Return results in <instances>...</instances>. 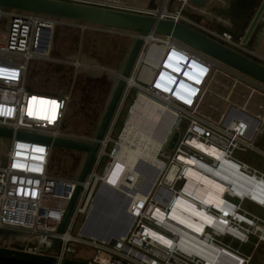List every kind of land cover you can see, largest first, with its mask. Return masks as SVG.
<instances>
[{"label":"built area","instance_id":"1","mask_svg":"<svg viewBox=\"0 0 264 264\" xmlns=\"http://www.w3.org/2000/svg\"><path fill=\"white\" fill-rule=\"evenodd\" d=\"M68 1L170 20L243 55H253L228 29L217 31L203 23L206 18L224 22L221 13L211 10L215 5L225 6L224 0H203V6L195 4L194 0H153V8L143 9L93 0ZM60 20L0 7V22H4L0 28V128L13 133L12 138H0V251L13 257L20 255L46 260L50 264H68L71 263L70 255L76 254L71 245L76 244L95 251L92 259L84 264H250L251 254L244 255L223 240L246 244L250 237H256V248L259 243H264V221L242 208L246 200L227 193L222 195V202L217 206L199 204L195 194L187 189L184 172L191 160L205 166L216 165V161L196 150L192 142L197 141L224 154L223 157L220 155L221 158L239 167L242 174L264 178L261 172L233 157L235 151H256L255 141L264 133V86L169 37L156 38L159 53L155 62L160 63L147 73L146 80L138 79L137 86L147 100L175 115L171 132L156 155L163 167L157 171L155 182L147 187L146 172L156 169L139 156L135 166L141 164V177L132 187L125 186L127 179L132 184L128 165L119 157L125 121L116 140L112 139V134L128 97L129 89L126 88L88 175L80 184L70 218L62 234H57L77 184V176L72 180L52 177L48 170L53 147L17 139L14 135L22 132L51 139L71 137L60 132L68 98L35 93L25 84L29 63L47 59L39 52L45 50L49 54L50 36L61 24ZM102 28L108 33L119 30ZM170 51L191 64L169 63L167 55ZM166 63L182 69L183 74L192 75L199 80L198 84L183 82L175 98L172 96L175 91L171 96L164 94L160 89L164 83L162 77H175L165 69ZM219 87L223 90L221 97L217 93ZM34 96H44L48 102L53 100V118L50 109L40 116L30 107ZM174 133L178 135L177 141L173 149L168 150L167 144ZM80 139L93 141V138ZM132 144L130 148L135 147V143ZM109 145L112 147L107 150ZM103 160L105 163L99 171ZM193 167L197 168L196 165ZM104 186L113 191L120 188L128 191L123 196L129 201V225L119 238H88L81 231L93 212L99 190ZM173 202L200 211L209 223L202 221L200 232L187 230L171 217ZM232 214L239 218L231 217ZM79 215L84 221L77 235L72 236ZM55 238L58 244L52 250Z\"/></svg>","mask_w":264,"mask_h":264},{"label":"rangeland","instance_id":"2","mask_svg":"<svg viewBox=\"0 0 264 264\" xmlns=\"http://www.w3.org/2000/svg\"><path fill=\"white\" fill-rule=\"evenodd\" d=\"M95 1L105 2L106 0ZM113 1V4L135 7L132 6L131 0H122L123 2L121 3L119 0ZM144 5L136 7L145 8ZM60 23L61 24L57 25L51 33L48 58L36 59L29 63L25 84L29 91L35 93H42V95H49L52 97L65 96L68 98V104L61 122L60 132L71 137L85 139L94 138L112 96L116 82L118 81V75L121 74L127 56L134 43V36L136 34L120 30L108 33L99 26L67 20H60ZM203 23L207 25L205 22ZM3 24L4 22H0V28L3 27ZM83 26L88 27V29L82 30L81 27ZM209 27L217 31H222L216 26L210 25ZM157 47H159L158 44ZM248 50L251 53L253 52V50ZM147 51L148 48L146 46L145 50L141 51L142 58ZM142 58L134 69L135 73L133 72V77L136 79L137 85L136 87L129 88L128 97L125 100L122 111L113 129V140H116L120 135L124 121H126L127 118L133 120L135 114H137V110H133V101L137 91H139V88H137L139 85L137 79H139L138 73H140L142 67ZM174 58V52L170 51L167 55L168 62L171 60L173 61ZM177 62L180 64L184 63L185 65L190 63L184 57H179ZM164 67L168 70L169 64L167 65L166 63ZM94 68H103L106 71ZM181 73L182 69L176 68L173 74L177 79H181H178L177 82H173L174 80H170L169 82L166 81V83L164 82L163 85H160V89L164 94L168 92L172 95L175 91V94L172 95L175 98L183 82H195L198 84L199 80L192 78V75ZM165 79V76L162 77V81H165ZM178 84L179 87H177ZM219 88L217 93H219L221 97L223 95V90L221 87ZM137 96H143V98L147 100L142 92L138 93ZM137 102L141 104L143 100H137ZM150 102L155 104L158 108L153 109L152 105L147 108L146 102H143V108H145V110L139 114V118L145 116V122L149 124V126H141V128H139V132H141V130H147V134H145L147 140H149L147 148H130L129 142H131L133 134L129 132V136L125 138V142H121V145L127 148V154H123V152H125V148H123L121 159L126 161L130 167H134L137 158L140 156L144 161L150 163L154 169L157 168L160 170L163 167V163L156 159V155L161 148L162 142L160 138L163 129L162 122L167 121V117H165L166 110L163 106L161 107V105H157L152 101ZM159 108L162 109L163 112L159 113ZM127 113L129 114L128 116ZM135 122H139V120L135 118ZM127 126H129V122H127ZM133 128H137V124H135ZM123 132H127V130ZM149 134H151V136H149ZM123 136H125V134H122L121 140H123ZM139 138H141L139 134L133 138L135 146H137ZM151 138H153V140H151ZM141 144H145V140H141ZM141 144H139V146H141ZM131 145H133L132 142ZM254 146L256 151H235L233 157L256 168L264 176V133L258 136ZM111 147L112 146L109 145L107 150L111 149ZM261 152L263 154H261ZM83 161L84 155L82 153L53 148L48 172L52 177L72 180L78 176V169ZM104 163L105 160H103L99 171H101ZM139 166H141V164H139ZM157 169L155 171L146 172L148 177L147 187L155 182L158 176ZM120 190L108 191L101 188L98 192L93 212L87 222L91 234L99 238L111 239L117 237L127 228L129 218H127L124 212L125 198L123 194L125 192L123 189ZM242 208L264 221V208L255 206L247 201L242 203ZM83 218L82 215L76 218L71 233L72 236L77 235L84 221ZM223 241L224 243H230L233 248L238 249L244 255L251 254L250 264H264V243L261 242L254 248V244L257 242L256 237H250V242L246 244H239L229 239H224ZM71 246L76 250V254L70 255L69 257L73 264H84L90 261L94 256V250H88L76 244H72Z\"/></svg>","mask_w":264,"mask_h":264},{"label":"water","instance_id":"3","mask_svg":"<svg viewBox=\"0 0 264 264\" xmlns=\"http://www.w3.org/2000/svg\"><path fill=\"white\" fill-rule=\"evenodd\" d=\"M225 6L221 15L229 19L232 28L229 30L234 38L242 44H248L250 37L260 28H264V0H224ZM106 3L113 4V0H106ZM200 6L204 5L203 0H194ZM0 7L23 13H31L41 16L57 18L61 20L79 22L101 27L114 28L136 34L134 43L127 56L121 74L118 77L112 96L109 100L103 118L97 129L92 142H85L80 138H56L41 137L17 132L14 136L17 139L31 140L51 145L55 149L79 152L84 155V161L77 176V184L67 205L63 218L57 230V234H62L75 205L80 184L86 179L92 166L95 155L98 151L100 142L106 134L116 111L117 105L125 92L126 80L130 77L139 54L145 47V39L150 36L169 37L173 40L193 49L203 56L228 67L241 75L264 86V64L253 58L243 55L235 50L202 35L183 24L170 20L153 18L140 14L119 11L115 9L103 8L93 5L72 2L68 0H0ZM153 8V4L147 6ZM199 20V18H198ZM243 35V36H241ZM136 99L133 101V104ZM146 106L158 108L150 101H145ZM159 113L163 112L159 108ZM165 117H168L165 115ZM174 116L168 117V125L162 133L161 141L164 143L168 138L173 127ZM13 133L7 129L0 128V138H12ZM178 135L174 133L168 144L167 149L172 150ZM102 189L112 191L105 186ZM100 191V190H99ZM97 199V196H96ZM95 199V202H96ZM129 201H125L124 212L129 218L127 211ZM129 225V223H128ZM127 225V227H128ZM127 228L117 237L124 235ZM6 235V233H5ZM107 239V238H99ZM58 239L52 242V250L56 249ZM0 264H50L46 262L34 261L13 256L0 255Z\"/></svg>","mask_w":264,"mask_h":264},{"label":"bare ground","instance_id":"4","mask_svg":"<svg viewBox=\"0 0 264 264\" xmlns=\"http://www.w3.org/2000/svg\"><path fill=\"white\" fill-rule=\"evenodd\" d=\"M93 1H95V0H93ZM139 9H143V8H139ZM135 37L136 36H134V38ZM156 38L157 37L150 36V37L145 39V47L147 46L148 51L144 55L143 58H142V54L141 53H140L141 55L139 54L138 59L134 65L132 72H131V75L126 80L127 89L134 87V86L136 87V85H137L136 79L133 77V72H134V69L136 68V66L138 65L139 61L141 60V58H142V61H141L142 67H141L140 73H138L139 79L146 80L147 73L150 72L153 69V67L156 68L157 65L160 63V62L159 63L155 62V58L159 53V48L157 47L158 42L156 41L157 40ZM145 47H144V49H145ZM39 55L44 57V58H48V56H49L48 52L45 50L44 51L41 50L39 52ZM174 56H175V58L173 59V61L171 60L169 63L174 62L173 64H176V63H178L177 62L178 58L182 57V56L176 54L175 52H174ZM169 67L171 69L168 71H170L171 73H173L175 71V69L177 68V67H173V66H169ZM183 72L184 71L182 70V73ZM119 76H120V74L118 75V77ZM171 77L172 76H166L165 78L169 79ZM178 79L180 80L181 78H178ZM164 82L166 83V80ZM162 85H163V83H162ZM137 93H140V91H138ZM168 94H169V96H171L170 93H168ZM136 98H137V100H143V102L149 101V100H145V98H143V96H136ZM137 100H136L135 104H133V110H137V114H135V118H137V120H139V122H135V118H133V120H129V118H127V120L125 121V129H124V130H127V132H123V134H125V136H123V140H121V142H125V138H127V136H129V132H131V134H133V138H135V136H137V134H139V136H141V138H139V142H137V146H135V148H147V144H149V140H147V136H145V134H147V130H141V132H139V128H141V126H149V124H147V122H145V116H141V118H139V114H141V112H143V110H145V108H143V102H141V104H139V102H137ZM52 101L53 100H51V102H48L46 97H44V96H38V97L34 96V99H32L30 101V107H32L33 110H36L39 115H40V110L42 108L45 109V112H47L50 109L49 113L51 115V118H53L54 117L53 106H55V104ZM147 108H149V106H147ZM45 112H44V115H45ZM166 115L169 118H171L173 116L175 118V115L172 112L166 111ZM168 117H167V121L162 122L163 123L162 133L168 125ZM127 122H129V126H127ZM135 124H137V128H133V126H135ZM149 136H151V134H149ZM133 138H131V142H133ZM141 140H145V144H141ZM151 140H153V138H151ZM160 141H161V138H160ZM131 142H129V146L131 145ZM192 143L196 147V150H198L199 152H201L203 154H206V156L209 159L216 161L215 166H209V165L205 166L203 164L196 163L195 161L191 160L190 161L191 163H188V167L186 168V170L184 172V176L187 179V189L190 190L193 194H195V196L197 197V200L200 201L199 204L207 203V204H210L211 206L213 204H215L217 206V205L221 204V202H222V198H223L222 195L224 193H227L230 196L233 195L235 197L236 196L240 197L246 201H250L251 203H255V205H257L259 207L261 206L262 208H264V178H257V177L252 176V175L242 174L239 167H237L233 163L227 162L226 160H224V158H221L220 155H222V157H223L224 154H221V152H219L218 150L211 148V147H208L205 144H203L202 142L193 141ZM139 144H141V146H139ZM163 144L164 143L162 142L161 148H162ZM123 148H125V146L121 145V149L119 152L120 158H121ZM123 154H127V148H125V152H123ZM124 162H126V161H124ZM126 164L128 165V168L130 170V176H131L130 178H131L132 184H130L129 180L127 179V183L125 184V186L127 188H130L133 186L134 182H136L137 179L141 177V172L139 171V168H140L139 164L137 166L134 165V167H130V165L127 162H126ZM195 165L197 166V168L193 167ZM198 168H200L202 171ZM157 170H159V169H157ZM110 189H111V187H110ZM120 189H123L125 193L128 192V191L126 192V190H125L126 188H120ZM228 212H231V210H228ZM170 214H171L172 218H174L176 221H178L179 223L186 226L187 230L193 229L196 232H200L201 228L203 226L202 221L205 223H209V219L204 214H202L200 211H198L196 209L194 210V209L188 207L187 205H185L181 202H173L172 203ZM230 216L235 218V219L237 217L236 215H233V214ZM237 218H239V217H237ZM213 220L214 219L212 218V221ZM87 225L88 224L85 225V228L81 231V234L88 237V238L99 239L98 236H95L89 232ZM227 230L229 231L230 229L227 228ZM100 240H102V239H100Z\"/></svg>","mask_w":264,"mask_h":264},{"label":"crops","instance_id":"5","mask_svg":"<svg viewBox=\"0 0 264 264\" xmlns=\"http://www.w3.org/2000/svg\"><path fill=\"white\" fill-rule=\"evenodd\" d=\"M74 1H79V0H74ZM81 1H84V0H81ZM152 1L153 0H131V2H132L131 4H132V6H135V7L136 6L137 7L138 6H142V5L145 4L144 7H147V6H149V5H151L153 3ZM119 2L121 3L123 1L119 0ZM223 8H224V6L222 7L220 5H215V6H213V8L211 10H212V12H215L216 14H219L223 10ZM222 20L224 22L219 23V22L216 21L215 18H210V19L206 18L204 22L208 25V26L206 25L207 27H209L211 25V26L219 27L222 31H225L227 29L230 30L232 28V25L230 24L229 19L222 18ZM235 34H233V35H235ZM241 36H243V35H241ZM245 46L248 49L253 50L254 53L252 52L253 55L250 56L251 58H253L254 60H256V61H258V62H260L262 64H264V28H260L258 30V33L255 32L250 37V39L248 41V44H245ZM53 108H54V106H53ZM44 112H45V109L42 108L40 110V116H43ZM249 166H251V165H249ZM252 168H254V167H252ZM254 169H256V168H254Z\"/></svg>","mask_w":264,"mask_h":264},{"label":"trees","instance_id":"6","mask_svg":"<svg viewBox=\"0 0 264 264\" xmlns=\"http://www.w3.org/2000/svg\"><path fill=\"white\" fill-rule=\"evenodd\" d=\"M100 27H101V26H100ZM121 31H124V30H121ZM41 94H42V93H41ZM82 164H83V162H82ZM82 164H80L79 169H80V167L82 166ZM79 169H78V171H80ZM78 173H79V172H78ZM0 255L11 256L9 253L4 252V251H0ZM15 257L49 263V261H46V260H41V259H36V258H30V257H25V256H20V255L15 256ZM68 264H73V263H68Z\"/></svg>","mask_w":264,"mask_h":264},{"label":"flooded vegetation","instance_id":"7","mask_svg":"<svg viewBox=\"0 0 264 264\" xmlns=\"http://www.w3.org/2000/svg\"><path fill=\"white\" fill-rule=\"evenodd\" d=\"M237 34V33H236ZM170 66V65H169ZM94 69H97V68H94ZM98 69H102V70H105V69H103V68H98ZM97 69V70H98ZM171 68L169 67V69L168 70H170ZM106 71V70H105ZM167 82H169L170 80L172 81V80H174L173 82H177L178 81V79L177 78H175L174 76H172L171 78H169V79H165ZM166 94H168V92L166 93Z\"/></svg>","mask_w":264,"mask_h":264}]
</instances>
